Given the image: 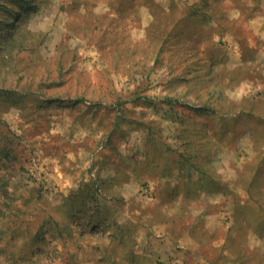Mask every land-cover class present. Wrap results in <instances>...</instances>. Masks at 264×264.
<instances>
[{
    "label": "rangeland",
    "instance_id": "1",
    "mask_svg": "<svg viewBox=\"0 0 264 264\" xmlns=\"http://www.w3.org/2000/svg\"><path fill=\"white\" fill-rule=\"evenodd\" d=\"M0 264H264V0H0Z\"/></svg>",
    "mask_w": 264,
    "mask_h": 264
}]
</instances>
